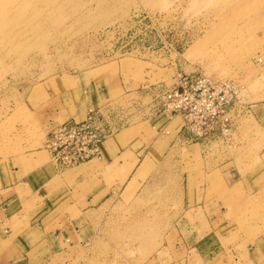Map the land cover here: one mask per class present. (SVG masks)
<instances>
[{"label": "rangeland", "instance_id": "374dc122", "mask_svg": "<svg viewBox=\"0 0 264 264\" xmlns=\"http://www.w3.org/2000/svg\"><path fill=\"white\" fill-rule=\"evenodd\" d=\"M262 53L264 0H0V155L44 147L59 120L47 114L49 100L76 86L110 83L106 104L134 125L158 111V95L179 76L233 81L237 98L212 118L214 134L147 159L115 191L84 261L177 260L180 184L193 171L206 199L225 206L206 214L227 219L223 235L233 243L258 244L264 264V62L255 61ZM220 169L250 193L220 178Z\"/></svg>", "mask_w": 264, "mask_h": 264}, {"label": "crops", "instance_id": "0c3cea01", "mask_svg": "<svg viewBox=\"0 0 264 264\" xmlns=\"http://www.w3.org/2000/svg\"><path fill=\"white\" fill-rule=\"evenodd\" d=\"M63 93L49 100L47 114L57 122L83 118L113 98L114 90L110 83H93ZM192 140L181 117L156 112L138 124H122L103 141L101 158L68 171L57 170L42 146L0 155V264H87L85 247L97 237L102 210L115 191L147 159H163L172 146ZM219 171L229 185L242 187L232 172ZM196 177L193 171L182 175L175 224L184 230V243L181 256L166 264H257L258 244L233 243V235H223L227 219L206 214L225 206L217 197L206 199L208 187Z\"/></svg>", "mask_w": 264, "mask_h": 264}, {"label": "built area", "instance_id": "2783aa9c", "mask_svg": "<svg viewBox=\"0 0 264 264\" xmlns=\"http://www.w3.org/2000/svg\"><path fill=\"white\" fill-rule=\"evenodd\" d=\"M255 61L264 62V53ZM239 87L233 81L212 80L203 75L179 76L171 88L158 95V111L182 118L183 127L193 139L214 134L212 118L224 112L237 98ZM214 114L209 116L208 111ZM122 123L109 104L90 108L83 118L52 122L44 147L57 170L83 166L102 156L103 141L117 132ZM227 130L223 129V132Z\"/></svg>", "mask_w": 264, "mask_h": 264}]
</instances>
